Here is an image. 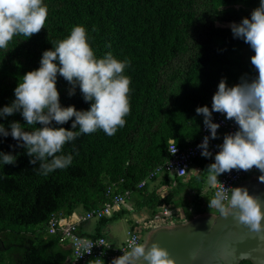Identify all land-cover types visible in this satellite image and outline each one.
Returning a JSON list of instances; mask_svg holds the SVG:
<instances>
[{"label": "trees", "instance_id": "trees-1", "mask_svg": "<svg viewBox=\"0 0 264 264\" xmlns=\"http://www.w3.org/2000/svg\"><path fill=\"white\" fill-rule=\"evenodd\" d=\"M43 3L48 7L44 29L28 39L14 36L6 50L0 49V108L12 103L14 89L26 72L40 66L42 53L67 38L74 26L83 25L98 58L111 52L118 60L130 61L124 72L131 78L130 113L111 137L98 129L66 143L60 154L72 155V163L47 175L40 174L39 161L29 163L27 150L16 147L10 135L0 138V151L17 157L14 165L0 163V264H69L71 249L61 241V232L47 233L49 219L68 218L76 211L84 214L102 205L105 189L113 183L119 191L131 192L132 209L95 220L94 234L78 230L79 234L104 236L105 224L118 214L130 211L149 218L162 204L181 208L186 220L208 211L212 198L203 188L212 158L196 159L202 169L188 179L174 177L168 183V175L162 174L143 188L137 184L167 160L170 139L181 149L198 140L203 116L195 109H211L222 78L232 86L253 72L254 53L233 37L230 24L250 18L259 0ZM56 87L63 107L89 109L78 85L70 96L72 86L58 74ZM13 121L25 125V131L33 130L19 112L0 117L6 128ZM71 123L55 126L71 129Z\"/></svg>", "mask_w": 264, "mask_h": 264}, {"label": "clouds", "instance_id": "clouds-1", "mask_svg": "<svg viewBox=\"0 0 264 264\" xmlns=\"http://www.w3.org/2000/svg\"><path fill=\"white\" fill-rule=\"evenodd\" d=\"M47 17L48 7L43 0H0V49L6 50L14 36L22 35L28 39L38 34L44 29ZM230 28L233 37L243 40L253 51L250 62L257 75L251 80L241 77L240 82L232 86L222 78L212 96L211 109L208 106L195 109L197 115L203 116V124L210 134L198 147L202 149L203 157L212 156L208 150L209 139H217L220 127L212 122V114H223L238 128L225 134L222 144L217 145L219 151L214 155V162L207 167L210 181L219 183L217 177L232 170L248 172L255 168L261 173L259 181L264 183V0H259V6L251 11L250 18L233 22ZM89 39L83 25L74 26L67 38L42 53L40 66L26 72L14 89L12 103L0 108V117L19 112L27 126H34L33 130L25 131V125L18 121L11 122L7 128L0 123V138L10 135L17 141L16 147L26 149L30 164L40 162L41 175L65 169L72 163V155L60 154L66 143L81 133L91 134L98 129L111 137L124 127L125 117L130 113L131 78L124 74L130 61L127 58L118 60L111 52L98 58ZM58 74L72 86L68 93L70 96L79 86L83 100L90 102L88 110L60 104L56 87ZM69 120L72 121L71 129L55 126ZM36 124L41 127H35ZM77 128L79 130L74 131ZM175 145L172 154L177 150ZM16 159L10 152L0 151V163L3 165H14ZM208 206L216 208L220 217L231 216L251 233H264V202L249 194L245 187L231 188L230 194L216 192ZM210 223L213 224V220ZM80 243L90 253L91 242L85 240ZM138 262L175 264L168 250L157 242L150 246L137 244L134 238L130 250L114 258L111 264Z\"/></svg>", "mask_w": 264, "mask_h": 264}, {"label": "built area", "instance_id": "built-area-1", "mask_svg": "<svg viewBox=\"0 0 264 264\" xmlns=\"http://www.w3.org/2000/svg\"><path fill=\"white\" fill-rule=\"evenodd\" d=\"M256 75L257 72L254 68L253 72L248 76V79L251 80L255 78ZM212 122L220 125L217 130V139H209L208 150L212 153V156L208 158L214 159V155L219 151L217 145L222 144L223 136L227 133L236 131L238 126L234 121L225 119V116L220 113L212 114ZM209 135L208 129L203 124L198 140L184 149L179 148L175 145L176 143L170 139L167 143V160L150 171L148 175L137 184V187H145L149 181L162 174L174 175V177L181 179L187 178L188 171L194 161L199 158H205L201 155L202 149L199 148L198 145L202 143L205 136ZM174 145L177 150L175 154H172ZM257 171L258 170L255 168L248 172L232 170L231 172L218 176L217 179L219 183L213 184L211 198H214L215 193L218 191H226L230 194L231 188H234L238 182L240 183L242 180L246 179L245 177L248 173H255ZM130 197L131 192L129 190L119 191L117 186L113 183L105 189V202L77 216L76 222L68 218L52 217L49 219L46 226L47 233L55 234L56 232H61V241L67 242L71 249L69 264H97L98 261L100 264H111L114 258L130 250V244L133 238L137 244H140L143 233H148L159 226H170L175 223L186 221L183 211L178 208H173L171 205L162 204L156 209L152 217H139L140 219H137L133 225H130L126 231L125 239L119 244L110 241L104 236L87 237L77 232L78 223L110 217L115 212L122 209L131 210L132 207L129 203ZM225 203L227 204V201H225ZM214 209L217 210L216 208ZM85 240L90 241L93 245L90 253L85 247L81 246L80 242Z\"/></svg>", "mask_w": 264, "mask_h": 264}, {"label": "water", "instance_id": "water-1", "mask_svg": "<svg viewBox=\"0 0 264 264\" xmlns=\"http://www.w3.org/2000/svg\"><path fill=\"white\" fill-rule=\"evenodd\" d=\"M260 175L244 179L236 187L247 188L264 202ZM153 242L167 249L175 264H264V233H251L231 216L220 217V213L204 211L184 222L159 226L148 232L144 244Z\"/></svg>", "mask_w": 264, "mask_h": 264}, {"label": "rangeland", "instance_id": "rangeland-1", "mask_svg": "<svg viewBox=\"0 0 264 264\" xmlns=\"http://www.w3.org/2000/svg\"><path fill=\"white\" fill-rule=\"evenodd\" d=\"M252 175H254V173H248L245 178L248 179ZM168 177H169L168 183H170V182L172 183L173 180H174V175H168ZM209 183H210V181H209ZM209 183H207V185ZM148 184L150 185L151 183H148ZM237 184L235 185V187L237 186ZM208 190H209V188H208ZM189 196H188L187 199L191 200L192 197L191 196L189 197ZM208 196L212 197V192L211 191L208 192ZM208 211L212 212L214 214H218L219 213L214 208H208ZM117 212H119V211H117ZM134 214L135 213H132L130 211L118 214L115 218H113L112 220H110L108 223L105 224V226L103 228L104 232L101 233V234H103L104 237H106L110 241H113L116 244L121 242V241H123L125 239L126 231L128 230L129 226L131 224H133L137 219H140L139 217H142V216H139V215L135 216ZM93 223H95V220L88 221V223H86L88 225H85L87 228L85 227V229L86 230H91V227H93V225H94ZM92 230H94V227H93ZM106 230H108V232ZM86 232L91 234V231H86ZM94 233H95V230L92 232V234H94ZM147 236H148V233H143L142 234L141 243L140 244H144L145 243Z\"/></svg>", "mask_w": 264, "mask_h": 264}, {"label": "crops", "instance_id": "crops-1", "mask_svg": "<svg viewBox=\"0 0 264 264\" xmlns=\"http://www.w3.org/2000/svg\"><path fill=\"white\" fill-rule=\"evenodd\" d=\"M236 8L238 7V6H235ZM201 169H202V167H200V165H198L196 162H194L193 164H192V166L190 167V169H189V171H188V177H187V179L188 178H190V177H192V176H194V175H196L199 171H201ZM207 170V169H206ZM260 172L259 171H257V172H255L254 173V175L255 174H259ZM253 176V175H252ZM186 179V180H187ZM209 181H210V179H209V173H208V170H207V175H206V178H205V181H204V188H203V191L204 192H209V191H211L212 190V186H213V184L214 183H212L211 181H210V183H209ZM207 183H209L208 185H207ZM208 188H209V190H208ZM203 208H204V206H203ZM178 209H180L181 211H183L181 208H178ZM80 215H82L81 214V212L80 211H76V212H74L70 217H68V219L69 220H71V221H74V222H76V217L77 216H80ZM135 216L136 215H138V214H134ZM194 215H197V214H194ZM193 215V216H194ZM139 217V216H138ZM94 225H93V227H94V230L96 229L95 228V223H93ZM85 225H88V224H85ZM85 225H81V223L79 224H77V230H79L80 232H81V234H89V233H87L86 231H91V234H92V232L94 231V230H92L93 229V227H91V230H86L85 229ZM87 228V227H86ZM107 232H108V230H106ZM122 242V241H121ZM121 242H119V243H121ZM119 243H117V244H119ZM67 246H68V244H66Z\"/></svg>", "mask_w": 264, "mask_h": 264}]
</instances>
